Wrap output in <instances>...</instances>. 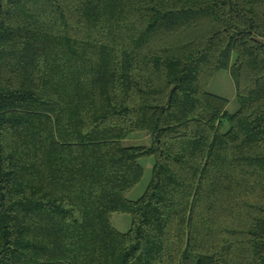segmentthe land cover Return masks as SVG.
Here are the masks:
<instances>
[{"label": "trees", "instance_id": "obj_1", "mask_svg": "<svg viewBox=\"0 0 264 264\" xmlns=\"http://www.w3.org/2000/svg\"><path fill=\"white\" fill-rule=\"evenodd\" d=\"M0 264H264V0H0Z\"/></svg>", "mask_w": 264, "mask_h": 264}, {"label": "rangeland", "instance_id": "obj_2", "mask_svg": "<svg viewBox=\"0 0 264 264\" xmlns=\"http://www.w3.org/2000/svg\"><path fill=\"white\" fill-rule=\"evenodd\" d=\"M206 89L211 95L223 98L229 102L227 106V112L229 114L237 112L238 103L236 100V88L229 71H221L217 73ZM125 145L148 146L150 145V139L145 134H139L130 138ZM139 163L144 170V175L141 182L133 190L127 193L126 198L129 201H137L145 194L152 178L155 159L153 157L143 158ZM111 224L118 232L125 234L129 232L132 227V218L129 215L114 214L111 217Z\"/></svg>", "mask_w": 264, "mask_h": 264}, {"label": "water", "instance_id": "obj_3", "mask_svg": "<svg viewBox=\"0 0 264 264\" xmlns=\"http://www.w3.org/2000/svg\"><path fill=\"white\" fill-rule=\"evenodd\" d=\"M174 90H175V87H173V89H172V90H171V92H170V95H169L168 102H170V100H171V98H172V94H173Z\"/></svg>", "mask_w": 264, "mask_h": 264}]
</instances>
